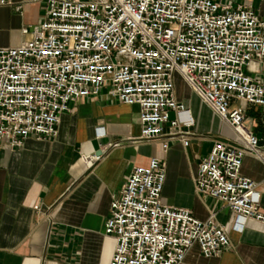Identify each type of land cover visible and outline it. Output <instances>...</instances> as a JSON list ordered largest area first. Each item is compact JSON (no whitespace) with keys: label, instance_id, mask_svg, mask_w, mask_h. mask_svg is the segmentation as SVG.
Here are the masks:
<instances>
[{"label":"built area","instance_id":"1","mask_svg":"<svg viewBox=\"0 0 264 264\" xmlns=\"http://www.w3.org/2000/svg\"><path fill=\"white\" fill-rule=\"evenodd\" d=\"M35 1L41 20L21 28L27 38L18 45L0 46V148L55 137L70 103L104 87L109 97L137 106V141L162 138L163 151L172 139L187 145L189 132L180 126H193L194 118L176 98L179 75L238 137L214 142L199 164L196 192L222 201L237 231L248 221L264 225V178L240 172L245 155L264 164V146L246 127L244 110L231 106L264 105V84L249 73L264 63V20L252 8L221 0ZM165 179V163L152 157L133 167L110 202V264H184L194 244L204 257L229 246L225 226L213 217L202 221L162 203Z\"/></svg>","mask_w":264,"mask_h":264},{"label":"crops","instance_id":"2","mask_svg":"<svg viewBox=\"0 0 264 264\" xmlns=\"http://www.w3.org/2000/svg\"><path fill=\"white\" fill-rule=\"evenodd\" d=\"M10 1L0 4V46L18 45L27 38L21 28L43 17L42 4L35 0ZM221 1L250 7L264 20V0ZM249 73L264 84V63ZM186 87L184 94L175 95L194 118L193 126H180L189 132L187 145L172 139L163 151L162 138L137 141V106L109 97L104 87L96 96L70 103L55 137H29L19 148H0V264H110L115 241L104 234L110 202L121 194L133 167L152 157L166 165L162 203L187 209L202 221L213 217L228 234L229 246L217 256L204 257L194 244L184 264H264V225L248 221L242 231L233 229L232 211L195 190L199 164L214 142L238 137ZM231 106L244 110L246 127L264 146V105L235 100ZM175 117L172 112L170 118ZM97 151L101 157L88 164L83 157ZM240 172L260 182L264 164L248 154ZM260 210L264 212V191Z\"/></svg>","mask_w":264,"mask_h":264},{"label":"rangeland","instance_id":"3","mask_svg":"<svg viewBox=\"0 0 264 264\" xmlns=\"http://www.w3.org/2000/svg\"><path fill=\"white\" fill-rule=\"evenodd\" d=\"M175 88H176V91H178L181 94H184L187 91L186 83L179 75L175 76ZM171 115H172V112H170V117Z\"/></svg>","mask_w":264,"mask_h":264},{"label":"bare ground","instance_id":"4","mask_svg":"<svg viewBox=\"0 0 264 264\" xmlns=\"http://www.w3.org/2000/svg\"><path fill=\"white\" fill-rule=\"evenodd\" d=\"M86 157H88V156H86ZM86 160H87L88 164H91L95 160V158L89 157V158H86Z\"/></svg>","mask_w":264,"mask_h":264},{"label":"water","instance_id":"5","mask_svg":"<svg viewBox=\"0 0 264 264\" xmlns=\"http://www.w3.org/2000/svg\"><path fill=\"white\" fill-rule=\"evenodd\" d=\"M95 155L100 156V155H101V151H97V152L95 153Z\"/></svg>","mask_w":264,"mask_h":264}]
</instances>
